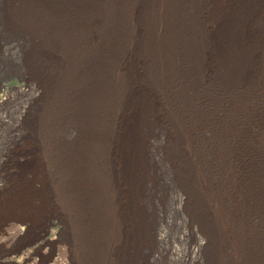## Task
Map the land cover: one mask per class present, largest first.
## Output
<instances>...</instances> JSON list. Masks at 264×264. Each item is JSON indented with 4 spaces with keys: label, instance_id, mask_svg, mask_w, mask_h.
Returning a JSON list of instances; mask_svg holds the SVG:
<instances>
[{
    "label": "bare ground",
    "instance_id": "bare-ground-1",
    "mask_svg": "<svg viewBox=\"0 0 264 264\" xmlns=\"http://www.w3.org/2000/svg\"><path fill=\"white\" fill-rule=\"evenodd\" d=\"M96 1L102 0L84 3L95 7ZM155 1L166 19L174 13L177 18L158 24L148 13L147 26L140 27L135 17L139 11L134 8L135 40L125 58L135 62L139 52L142 57L131 71L123 69L127 76L116 80L112 74L113 81L103 88L99 100L114 105L106 118L99 112V100L91 105L96 108V124L92 125L97 127L100 157L110 166L116 197L113 263L156 264L165 252L163 245L168 244L166 252L180 264H198L202 250L206 252L204 264H264V0ZM174 2L181 7L185 4L186 10L178 7L175 12ZM119 47L114 66L126 45ZM156 65L153 71L144 70ZM160 162L174 169L180 184L179 195L171 199L173 211L185 209L204 241L180 255L166 233L154 227L155 211L167 197L159 177ZM226 169L233 175L225 173ZM25 177L19 173L16 180L5 184L0 220L16 211L42 218L48 214L45 186ZM180 238L174 241L180 243Z\"/></svg>",
    "mask_w": 264,
    "mask_h": 264
},
{
    "label": "rangeland",
    "instance_id": "rangeland-1",
    "mask_svg": "<svg viewBox=\"0 0 264 264\" xmlns=\"http://www.w3.org/2000/svg\"><path fill=\"white\" fill-rule=\"evenodd\" d=\"M85 1L0 0V196L7 194L4 191L6 183L24 173L35 184L45 186L43 197L48 213L42 218L16 211L9 218L0 220V264H115L112 245L117 237L113 228L116 197L111 190L110 166L100 157L97 127L92 125L96 124L93 106L104 96L103 88L113 81L112 74L120 80L127 76L123 69L131 71L133 64L139 63L142 57L139 52L135 62L125 58L132 50L130 42L135 40L134 8L140 12L135 13L140 27L147 26L148 13L158 24L176 19L177 15L174 13L166 19L155 0H102L96 1L95 7ZM152 4L155 7H151ZM174 4V11L179 10L178 7L186 10L185 4L182 7L178 2ZM124 43L126 47L114 66V56ZM156 67H145L144 70L150 72ZM112 108L113 103L100 101L99 112L104 118ZM86 153L91 154L87 156ZM85 160L88 165L84 164ZM158 164L167 197L155 211L154 227L166 233L175 253L180 255L199 240L204 241L198 227L190 224L185 209L173 211L175 203L171 199L179 195L180 184L171 166L166 162ZM229 171L226 169L225 173L233 175ZM80 179L85 182L80 183ZM202 188L207 195L206 183ZM107 197H111L109 202ZM94 202L98 204L95 206ZM89 208L93 212H89ZM94 213L96 217L92 218ZM78 219L82 220V225H78L81 224ZM75 224L84 228L76 229ZM178 237H181L180 243L174 241ZM167 245H163L165 252L156 264H180L178 259L169 257ZM98 253V257L94 256ZM205 256L206 252L202 250L198 264H204Z\"/></svg>",
    "mask_w": 264,
    "mask_h": 264
}]
</instances>
